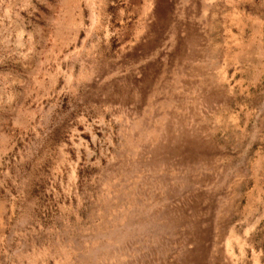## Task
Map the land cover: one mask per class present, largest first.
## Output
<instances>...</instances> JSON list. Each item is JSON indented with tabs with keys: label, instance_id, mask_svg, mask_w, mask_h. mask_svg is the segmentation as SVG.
I'll list each match as a JSON object with an SVG mask.
<instances>
[{
	"label": "rangeland",
	"instance_id": "1",
	"mask_svg": "<svg viewBox=\"0 0 264 264\" xmlns=\"http://www.w3.org/2000/svg\"><path fill=\"white\" fill-rule=\"evenodd\" d=\"M0 264H264V0H0Z\"/></svg>",
	"mask_w": 264,
	"mask_h": 264
}]
</instances>
